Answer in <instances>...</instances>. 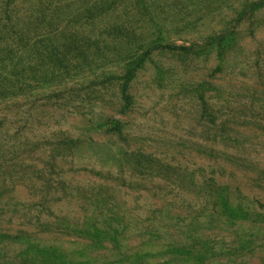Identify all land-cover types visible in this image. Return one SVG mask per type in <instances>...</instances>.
Masks as SVG:
<instances>
[{
  "label": "rangeland",
  "instance_id": "rangeland-1",
  "mask_svg": "<svg viewBox=\"0 0 264 264\" xmlns=\"http://www.w3.org/2000/svg\"><path fill=\"white\" fill-rule=\"evenodd\" d=\"M253 1L153 2L164 37L158 44H180L236 26L237 44L220 70H215L216 49L195 55L157 44L135 71L132 103L125 106L116 75L135 42L121 40L111 22L99 20L93 32H102L106 49L100 68L85 67L55 92L45 90L27 103L0 102V233L27 226L32 215L35 222L39 187L48 179L43 219L118 216L126 223L144 219L150 206L163 205L185 213L187 205L196 210L206 199L211 176L232 192L238 188L244 206L264 213V5L252 19L243 11ZM126 16L133 11L121 18ZM87 30L91 26L81 35ZM200 89L217 126L209 122ZM112 117L121 120V131L112 129ZM220 129L231 138H208L220 136ZM137 152L149 158L140 157L138 164ZM257 220L243 222L239 231L259 247L223 264H264V217ZM223 234L216 236L219 243L229 240H222ZM40 236L54 240L56 235ZM64 239L58 243L72 248Z\"/></svg>",
  "mask_w": 264,
  "mask_h": 264
},
{
  "label": "trees",
  "instance_id": "trees-1",
  "mask_svg": "<svg viewBox=\"0 0 264 264\" xmlns=\"http://www.w3.org/2000/svg\"><path fill=\"white\" fill-rule=\"evenodd\" d=\"M153 2L0 0V102L24 100L27 103L31 96L37 98L45 90L55 92L66 80L83 73L85 67L89 70L100 68L102 65L98 61L106 58V49L101 46L104 42L100 40L102 32L95 36L93 31L96 22L102 20L112 23L110 27L121 40L135 42V47L122 59L121 72L116 75L122 79L121 99L125 106L130 105V82L135 71L164 38L157 19L159 10ZM263 5L264 0H254L243 12L248 11L253 19L255 11ZM130 11H133L131 18H121ZM135 17L137 20L133 22L131 19ZM88 26L91 30L81 35ZM238 34L236 26H227L206 36L185 38L180 44L169 42L158 44V47L195 55L216 49L220 63L215 70H220L227 51L237 44ZM206 84L211 85L210 82ZM203 91L199 90L204 111L209 122L217 126L212 105ZM110 119L115 125L112 129L121 131V120ZM219 133L220 136H215L216 132L208 138H231L224 135V130L220 129ZM142 156L149 158L137 152L138 164ZM206 182L209 184L206 199L196 210L189 205L185 213L179 209L175 211L174 207L172 211L164 205L150 206L144 219L124 223L118 216L99 220L67 216L43 219L40 212L51 191L48 179L47 186L39 187L42 201L35 222H31L32 215L27 226L0 233V264H223V259L236 263L259 247L245 238L239 231L240 226L246 221H258L264 213L244 206L239 200L238 188L232 192L228 184H219L212 176ZM234 226L237 228L229 229ZM41 233L56 236L54 240L43 239ZM221 233H224L222 240L229 237L227 243L216 240ZM62 238L68 239L73 247L66 249L59 244Z\"/></svg>",
  "mask_w": 264,
  "mask_h": 264
}]
</instances>
